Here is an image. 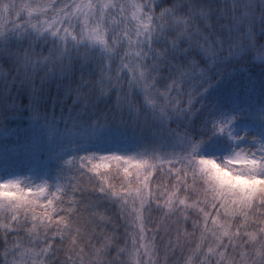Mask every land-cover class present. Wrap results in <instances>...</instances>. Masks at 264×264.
I'll list each match as a JSON object with an SVG mask.
<instances>
[{"label": "snow or ice", "instance_id": "snow-or-ice-1", "mask_svg": "<svg viewBox=\"0 0 264 264\" xmlns=\"http://www.w3.org/2000/svg\"><path fill=\"white\" fill-rule=\"evenodd\" d=\"M0 264H264V0H0Z\"/></svg>", "mask_w": 264, "mask_h": 264}]
</instances>
